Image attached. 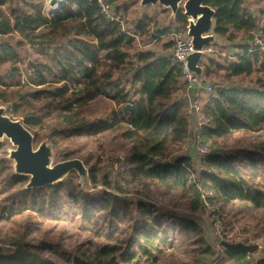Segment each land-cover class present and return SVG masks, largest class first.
I'll list each match as a JSON object with an SVG mask.
<instances>
[{"label": "trees", "instance_id": "16d2710c", "mask_svg": "<svg viewBox=\"0 0 264 264\" xmlns=\"http://www.w3.org/2000/svg\"><path fill=\"white\" fill-rule=\"evenodd\" d=\"M246 1L206 0L217 12L215 34L230 43L237 59L208 57L203 64L214 90L196 131L189 112L196 93L182 66L169 59L173 39L164 38L172 27L147 13L131 24V0H107L123 24L110 20L98 0H66L51 15L45 13L47 0H0V64L12 65L0 75V104H9L14 118L35 135L51 126L59 149L66 139L90 138L108 155L104 166L101 156L78 158L95 187L115 192L87 194L75 175L56 186L24 190L27 179L11 175L0 245L13 252L0 255V264H264L258 244L226 238L215 247L202 216L208 208L216 215L234 205L264 212V51L250 52L255 34L264 39V11L256 13ZM177 23L187 29L182 12ZM25 47L38 56L27 63L30 82L19 66ZM253 76L248 84L238 81ZM216 77L223 82L216 84ZM102 101L108 103L104 113ZM199 134L213 150L196 161L201 171L193 161ZM115 164L124 176L106 170ZM64 192L83 233L73 249L62 245L65 238L36 234L35 222L17 221L30 210L59 220L54 203ZM9 222L16 228L4 232Z\"/></svg>", "mask_w": 264, "mask_h": 264}, {"label": "rangeland", "instance_id": "374dc122", "mask_svg": "<svg viewBox=\"0 0 264 264\" xmlns=\"http://www.w3.org/2000/svg\"><path fill=\"white\" fill-rule=\"evenodd\" d=\"M133 1V3H132ZM50 0H47L46 7H45V13L46 15L49 14L50 10ZM128 2V1H126ZM130 6L128 7V13L126 16V19L133 24L138 18H140L144 13L150 14L154 18H156V22H159L161 25H166L167 22L170 19L171 13L168 11L167 13H164V8L161 6L157 7H147L146 9L141 8V0H131L129 2ZM246 6L256 13H260L264 11V3H258L257 0H248L246 1ZM168 17V18H167ZM167 18V19H166ZM168 25V24H167ZM211 47H213V51L216 53H211L209 57L220 60V57L223 59H230L234 60L237 59L236 57L232 56L233 50L231 49L230 43H228L225 39L218 40V43H214ZM23 63H20L19 66L22 70L23 76L22 79L26 82H30V76H32V70L29 69L27 63L30 60H35L38 58L36 52L34 49H31L29 47H25V52L22 54ZM42 60V59H38ZM43 61V60H42ZM52 66V65H51ZM55 66V65H53ZM12 70L11 63L7 64H0V75L5 76L7 73H9ZM220 74H224V72H221ZM50 78L49 76H47ZM217 79L216 84H220L223 81L220 77H216ZM256 76L253 77H244L239 78L238 81L243 82L245 84L250 83V81L255 80ZM24 82V83H25ZM220 86V85H219ZM211 95L209 92L204 91L203 96L199 98V105L200 108H203V104L207 101V98ZM101 103V102H100ZM3 106L7 109V114L14 118L12 114V110L10 108L9 104H0V107ZM108 106V103L105 101H102L101 108L103 110L102 113L105 112L106 108ZM191 111V106L190 110ZM194 117L196 121L195 115H191ZM16 119V118H15ZM197 123V122H196ZM193 130L199 131L198 123L197 127L192 125ZM51 126L47 127V129H44L42 131H39L38 135H36V142H35V148H37L42 141L46 140L50 145L54 147L55 152V163H60L67 160L76 159L84 154H94L95 155V161H97V158L99 156L102 157L103 164L107 159V156L102 153V151H99V149L91 142L90 138L82 137L80 139H72L71 141L64 140L61 142V155H60V149L56 147V144L54 142L55 139L60 138L59 135H56L54 137L51 136ZM33 132V131H32ZM34 133V132H33ZM89 141L87 142L86 140ZM77 141L76 144L72 145V141ZM88 145L87 147L85 145ZM203 145V141H202ZM199 142H196L195 147V158L193 161L196 165V170L201 171L202 165H199L198 159L202 156L209 155L212 153V148L207 147L209 149L208 153H203L200 151V148L203 147ZM205 146V145H204ZM73 148L74 150H80L81 148H85L83 152H80L78 155L74 157H65L62 155V151L66 152L67 150ZM15 147L8 139H1L0 140V214L3 213L5 206L10 204V198H11V192L13 188H10V191H6L9 183V177L13 174V166L12 161L9 159L10 152L14 150ZM189 146L185 147V152L189 154ZM81 159V158H78ZM83 160V159H81ZM84 161V160H83ZM85 162V161H84ZM106 170L112 174L111 176H115V174H120L121 176L125 175V172H123L122 168L115 164L113 167H110L109 165L105 167ZM104 174L106 172L104 171ZM264 174V172H263ZM72 175H75L79 179V185L80 184V178L76 172L72 173L64 182L68 181ZM63 182V183H64ZM28 184V180L23 185V189L25 190L26 186ZM46 188V187H45ZM82 189V187H81ZM105 189H108L104 186H101L100 189L98 186H92V191H97L96 193H89L90 195H99L102 192H106ZM83 190V189H82ZM84 192V191H83ZM67 192H64L63 199L57 200L54 203V212L56 216H61L59 220L50 218V217H42V215L36 213L33 210L23 212L22 214L17 216V221L22 222L23 224L26 222H35V224L39 225V230L35 233L40 235L41 237L50 238L53 240H59L61 238H65V242L62 243V245L68 244V247L73 249L75 245L81 240L83 233L78 231V223L77 220V214H75L74 206L70 203L69 195L66 194ZM47 213L48 210H45ZM204 220L206 221V225L209 226V239L211 240L212 244L215 247L220 246L221 241L226 240V238H233L238 241H246L250 244H258L260 247V252L258 254V257L262 258L264 257V212H255V211H248L244 208H241L238 205L230 206L223 210H217V214L215 215L214 211L211 208H208L205 212V214L202 215ZM221 216V217H220ZM65 223V224H64ZM4 232L10 231L12 227L13 230L16 228L14 224L9 222L7 225H3ZM64 231H66L64 233ZM76 235V236H74ZM66 246V245H65ZM12 248V247H11ZM13 252V251H12ZM12 254V253H11Z\"/></svg>", "mask_w": 264, "mask_h": 264}, {"label": "water", "instance_id": "95a60500", "mask_svg": "<svg viewBox=\"0 0 264 264\" xmlns=\"http://www.w3.org/2000/svg\"><path fill=\"white\" fill-rule=\"evenodd\" d=\"M54 9L50 14H57L64 7L59 0H50ZM161 6L171 13L168 26L177 22L180 12L187 18V34L191 39L194 52L187 58L188 69L197 77L202 85H206L204 67L208 58L206 50L215 43L216 16L215 9L206 4V0H141V8ZM8 139L14 150L10 152L14 176H22L28 180L25 190L43 189L63 183L72 173L76 172L85 193L92 191L93 183L90 170L81 159H72L55 163L54 147L44 140L35 148L36 135L26 126L24 120L12 118L7 109L0 107V140ZM103 185H98V188ZM106 192L115 193L105 189ZM10 246L0 245V255H10Z\"/></svg>", "mask_w": 264, "mask_h": 264}, {"label": "built area", "instance_id": "2783aa9c", "mask_svg": "<svg viewBox=\"0 0 264 264\" xmlns=\"http://www.w3.org/2000/svg\"><path fill=\"white\" fill-rule=\"evenodd\" d=\"M98 1H99L100 5L103 9V12L107 15V17L110 20L118 21V22H121L123 24L122 19L120 17L116 16L112 12V8L108 4L107 0H98ZM53 9H57V8L51 7L49 10V14ZM168 27H173L172 32L168 33L166 35L167 37L164 36V38L173 39V42L175 44L173 52L169 56V59L172 60L175 64H179L182 66L184 81L188 84L190 89H194L196 91L195 99L192 101V104H191L190 113L192 115H195L196 122L198 123V127H199L198 130L201 131L202 126L204 125V116H203V108H200V105H199L200 104L199 103L200 93L202 91H207L209 93H212L214 90V87L208 86L207 84L202 85L198 81L197 77L187 67V58L190 54H192L194 52V48H193V45L191 43V39L188 37V34H187V29L181 24H177L175 26H168ZM149 30L151 32L156 31L154 26H151L149 28ZM134 37L137 38L136 36H134ZM254 47L255 48L250 50L251 53H254L258 50L264 51V39H263L262 33L255 34V45H254ZM206 52H207L208 57L210 56L211 53H216L215 51H213L212 47L207 49ZM202 138L203 137L201 134H199L197 137V142H199L201 145H202V141H203ZM202 146L203 147L200 148V151L203 153H208L209 149L204 145H202ZM142 264H147V263L143 262Z\"/></svg>", "mask_w": 264, "mask_h": 264}, {"label": "crops", "instance_id": "0c3cea01", "mask_svg": "<svg viewBox=\"0 0 264 264\" xmlns=\"http://www.w3.org/2000/svg\"><path fill=\"white\" fill-rule=\"evenodd\" d=\"M167 24H168V22H167ZM166 24V26H168ZM178 23L176 22L175 24H172L171 26H175V25H177ZM173 28V27H172ZM220 39H222V38H220V37H218L217 35H215V43L217 42L218 43V40H220ZM192 92H194V93H196V91L193 89V91ZM203 92L204 91H202L201 93H200V97L203 95Z\"/></svg>", "mask_w": 264, "mask_h": 264}, {"label": "bare ground", "instance_id": "6f19581e", "mask_svg": "<svg viewBox=\"0 0 264 264\" xmlns=\"http://www.w3.org/2000/svg\"><path fill=\"white\" fill-rule=\"evenodd\" d=\"M63 2V0H59V3L58 4H61ZM54 10V9H53Z\"/></svg>", "mask_w": 264, "mask_h": 264}]
</instances>
